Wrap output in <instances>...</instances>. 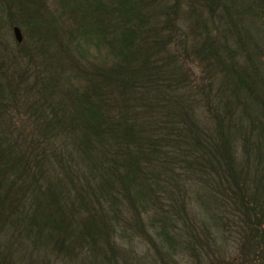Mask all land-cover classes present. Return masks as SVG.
<instances>
[{"label": "trees", "instance_id": "obj_1", "mask_svg": "<svg viewBox=\"0 0 264 264\" xmlns=\"http://www.w3.org/2000/svg\"><path fill=\"white\" fill-rule=\"evenodd\" d=\"M13 1L3 12L31 42L0 41V264H138L122 249L150 229L197 264H233L215 234L246 251L238 264H264V60L240 70L205 23L186 39L169 0H73L68 24ZM219 1L204 0L230 14Z\"/></svg>", "mask_w": 264, "mask_h": 264}, {"label": "rangeland", "instance_id": "obj_2", "mask_svg": "<svg viewBox=\"0 0 264 264\" xmlns=\"http://www.w3.org/2000/svg\"><path fill=\"white\" fill-rule=\"evenodd\" d=\"M8 1L9 3H11V1L13 2L12 4L13 8L11 9V12L12 11L14 12L16 10L15 13L18 14V10H19L18 3H15L13 0H8ZM39 1L45 2L44 6L48 10V13L53 14L54 17L57 18L59 14L62 15V20L66 21L65 24H68V22L72 20L69 11L72 9L77 10L78 7L80 6L79 1L77 2L73 0L70 2H64L65 8H63L60 5V1L58 0H39ZM22 2H25L24 4L27 5L28 8L32 6L35 0H22ZM103 2L108 4L109 6L108 0H103ZM112 2L115 3L114 0H112ZM174 2L177 3L179 6V10L174 15L175 26L182 33L184 32L187 34L186 39L187 38L191 39L193 37L189 27L190 22L192 20L198 22V24L205 23L207 26L206 29L210 31L211 34L214 33L218 35L219 41H221L222 43H227V51L229 49H231L232 51L239 50L242 54L241 57L242 58L245 57L243 59L240 58L241 59L239 60L240 63L236 62V67L239 66L240 70L244 69L243 66L249 65V63L251 65L254 63L258 65V63H261V61L264 60V7H263L264 0H220L219 4L228 3L227 12L229 11L230 14L222 12V10L225 11L224 6H220L219 8V7H215L214 4L212 9H214L215 12L216 10L219 9V13H217L214 16L211 15V13L213 14L214 11H211L207 7L204 0H169V3H174ZM45 7L42 9L46 10ZM81 8L83 9V7ZM35 12L36 10H33V8L30 11L28 9L27 12L23 14L24 16L23 22H25L24 20L26 18L28 20L29 19L33 20L38 15ZM31 15H33L34 18ZM14 17L15 18H13V20L11 21L8 20L6 13L3 12V7L0 3V41L2 42V46H3L1 50L4 51L7 50L9 52L14 51L18 55H24L26 52H28L27 50L31 42L30 35L26 34L24 36L22 30L19 28L22 34V41L20 43L16 42L12 32L14 25H11V23L13 22L19 23L21 22L22 19L19 20L18 17L15 15ZM201 28L202 25L199 26V29ZM225 29L233 33L232 36L235 40L229 39L228 36L224 34ZM181 37H185V35H182ZM221 39H227L228 41H223ZM82 45H83V49L87 53L86 58L87 59L95 58L94 61H96V49L93 47V45L90 43L84 44L83 42ZM49 50L51 52L52 50L51 47L49 48ZM76 50H81V48L77 47L76 45L74 51ZM170 50L173 49L171 48ZM222 54L225 58L226 57L225 52ZM186 61H187L188 70L191 72L192 75L197 76L200 73V69L197 63L189 59H187ZM64 82L65 81H62L60 86L64 85V87H66ZM200 109L202 110L203 107H200L199 110ZM198 116L202 121V123L207 124V126H209L212 129L214 128L212 121L209 118H207L204 113L199 112ZM243 122L245 121L243 120ZM238 143L239 142L232 143V153L233 155L235 153L236 158H240L241 153L243 157V150L241 148V145ZM188 204H195L194 198L190 202H188ZM190 209L196 213H199L197 212L196 206H192ZM201 210L202 208H200V212ZM204 219L205 222L208 224L206 216L204 217ZM150 230L148 231V234L149 236H152L153 238L152 240L150 237L137 238L135 242V248L128 247L122 249L123 251L131 250V252L136 255V259L140 261V263L138 264H151L153 259L158 260V262L160 263H163L164 260V261H171L175 264H197L195 259L190 258L187 255H179L180 250L167 248V245H165L164 242H160V244L158 245L155 242L154 232ZM213 231H215L214 226H213ZM218 236H219L218 234H215V240L217 241L218 245L222 244L223 251L225 252L221 256L220 262L223 261L224 263L228 262V263L238 264L240 256H242L243 254L244 257L246 251H242L239 248L240 246H238V244L232 239H229L228 241H224L223 244V241ZM167 252H170V254L172 255H170L169 257H167L166 255L164 256V254ZM156 253H161L163 259L160 257L157 258ZM250 259L253 260V258H251L248 255L247 259H243L242 264H250V263L254 264L253 262L250 261Z\"/></svg>", "mask_w": 264, "mask_h": 264}, {"label": "water", "instance_id": "obj_3", "mask_svg": "<svg viewBox=\"0 0 264 264\" xmlns=\"http://www.w3.org/2000/svg\"><path fill=\"white\" fill-rule=\"evenodd\" d=\"M13 34H14V37L16 39V41L18 43H20L22 41V35H21V32L18 28H14L13 29Z\"/></svg>", "mask_w": 264, "mask_h": 264}]
</instances>
